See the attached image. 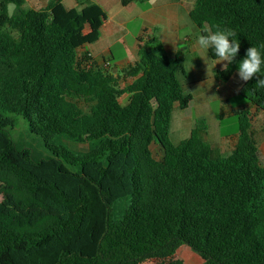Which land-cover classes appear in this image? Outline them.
Here are the masks:
<instances>
[{
  "label": "trees",
  "instance_id": "1",
  "mask_svg": "<svg viewBox=\"0 0 264 264\" xmlns=\"http://www.w3.org/2000/svg\"><path fill=\"white\" fill-rule=\"evenodd\" d=\"M76 1L82 9L64 0L40 9L0 0V264H183L165 263L182 246L202 264H264L255 116L235 113L239 137L228 156L205 140V120L174 144V109L187 110L193 100L178 78L180 70L185 75L179 58L146 33L138 39L139 61L124 75L80 55L99 41V31L84 30L103 9ZM190 18L199 30L219 25L237 33L240 51L226 71L215 72L217 80L229 82L246 50L264 44V0H195ZM255 83L245 82L239 94L264 111V88ZM16 117L40 142L15 136ZM66 142L87 148L74 151ZM104 242L126 246L132 256L106 257Z\"/></svg>",
  "mask_w": 264,
  "mask_h": 264
},
{
  "label": "rangeland",
  "instance_id": "2",
  "mask_svg": "<svg viewBox=\"0 0 264 264\" xmlns=\"http://www.w3.org/2000/svg\"><path fill=\"white\" fill-rule=\"evenodd\" d=\"M49 0H26V9H40L47 5ZM111 16L124 17L127 19V24L124 26L118 35L115 34V42L113 43L112 51L117 57L123 55L126 51V46L132 47L138 41L141 36H154L160 40V34L165 35L172 42V45L177 42V46H174L172 57H178L181 63L182 70L179 71L178 78L182 83L183 90L186 94H190L193 97V105H191L189 111L181 110L179 107H175L173 112V122L171 126V137L174 144H179L184 139L190 136L188 129L192 124L198 120H205L211 129H214V122H221V135L228 136L234 135L238 131V115L234 114L236 111L245 109L249 114L255 116L256 119V134H254L255 140L258 141L260 147V154L262 162L264 163V131L261 127H264V111H258L255 115L252 113V103L239 94V91L245 82L241 81L238 77V72L234 74L229 82L217 80L215 78V72L217 70H223V64H216L218 60H212L209 51L205 52L200 49L197 44V37L200 35L199 28L194 22L185 18L181 21L182 27L179 29L178 36L172 32L171 25L166 23L167 17L165 12L166 4L174 5L173 3H183L184 7H192L195 4V0H135L134 6L122 4V0H97ZM66 6L69 8L76 6L75 0H65ZM15 6L13 5L12 12ZM184 11V10H183ZM146 33V35H145ZM176 37L180 39L182 43L176 41ZM188 39V40H186ZM104 40V38H103ZM102 40V41H103ZM124 40L125 44L120 41ZM111 42V37H106L105 40L100 43L104 45ZM117 42V43H116ZM100 44H96L99 46ZM94 46V47H97ZM170 53V51L168 50ZM216 64V65H215ZM135 63H130L128 67L121 70L124 75L130 67ZM110 70L114 69L113 66H109L106 63L102 65ZM131 82V79H128ZM121 88L126 86L124 80H121ZM221 96H226L224 99ZM123 105L128 104L129 97L123 95L120 97ZM82 108L87 112V104H81ZM183 118L187 131L181 136L174 135V127L178 119ZM17 129L15 130V136L25 141L35 140L34 142H40V139L34 136H30L27 130V124L22 117H16ZM27 131V133H26ZM37 140V141H36ZM69 149L74 151L86 150V145H81L74 142H66ZM210 144V143H209ZM152 151L155 158H162V150L159 145L154 144ZM1 201V196H0ZM102 252L106 257L122 260L132 256L129 248L126 246L112 247L106 242L102 245ZM181 261L183 264H201V257L192 252L187 246L182 248L175 254V256L165 263L170 261ZM160 261L150 260L142 264H160ZM164 263V262H163Z\"/></svg>",
  "mask_w": 264,
  "mask_h": 264
},
{
  "label": "crops",
  "instance_id": "3",
  "mask_svg": "<svg viewBox=\"0 0 264 264\" xmlns=\"http://www.w3.org/2000/svg\"><path fill=\"white\" fill-rule=\"evenodd\" d=\"M90 1L92 3L100 5L103 9V14L96 17L95 19L91 20L86 25L85 30H84V35L90 34L94 31H99L100 32V39L98 42H96L94 44L85 45L82 49H80V55H83L85 53H90L99 65L102 66L104 63H107L109 66H113L114 71H119L120 73H122L121 70L128 67V65L130 63L133 62L136 64L139 61V56H138L139 41H137V43L135 45H133L132 47L126 46L124 48L126 50L124 52V54L116 57L112 51L113 43L115 42L114 38H112V37H115V34L118 35V33H120V30L124 26H126L127 19L124 17H121V16L120 17L111 16L110 14H108L106 12L104 7L97 0H90ZM64 3H65V0H64ZM169 4L170 3L168 2L165 6L166 8H168L167 11L165 12V16L167 17L166 23H169L171 25L172 32H174L175 35L178 36L177 34L179 32V29L182 27V25L180 24L181 21H183L185 18L191 19L190 18V11L193 9L195 4L192 7H186V8L184 7L183 3H181V4L180 3H173L174 5H169ZM129 5L134 6V2L130 3ZM76 6H79L78 9L83 8L78 4L77 1H76ZM66 7L69 8L68 6H66ZM71 8H76V7L71 6L69 9H71ZM106 37H111V42L106 43L104 45H101L100 43H102ZM103 38H104V40H103ZM169 40L170 39L167 38L165 35L160 34V40L159 41L163 44L168 55L170 57H172L171 53H173V51H174L173 47L177 46L178 43L175 42L172 45V42ZM175 40L179 42V45H180V43H182L180 41V39H178L177 37ZM186 40H188V39H186ZM120 42L122 44H125L124 40H121ZM96 44H100V45L97 46ZM94 46H97V47H94ZM168 50L170 51V53L168 52ZM125 83L127 85L129 83V80L125 81ZM120 85H121V81H120ZM127 96L130 99V96L129 95H127ZM219 96L223 99L226 97V96H221V95H219ZM120 102H121V100H120ZM193 103H194V101L192 100L189 108L185 111H189V109H190L191 105H193ZM251 110H252V113L254 115L256 113L258 114V111L254 106H252ZM236 112H238V111H236ZM256 119L257 118H255V117L253 118L252 129H251L252 135L256 134V131H255L257 128ZM172 122H173V116H172ZM175 122H176V124L174 127L173 134L177 135V136H181L182 134L185 133V131H187V127L189 128V125H185L186 123L183 121L182 117ZM195 125H196V122L194 125L192 124V127L190 126V129H188V131H189L188 133H190V135H191V132H192L193 128L195 127ZM214 125H215L214 129H211L209 127V125L207 124L208 130L204 134V138L208 143H210V146L213 148L214 152H216L218 155L228 156L234 150V148L238 142L239 132L237 131L236 134H234V135L222 136L221 135V122L216 121V122H214ZM171 126H172V123H171ZM261 129L264 131V127H261ZM254 139H256V138H254ZM171 140H172V137H171ZM255 141L258 144V141L257 140H255ZM258 147H259V144H258ZM259 150H260V147H259ZM202 262L203 261L201 259V264H202Z\"/></svg>",
  "mask_w": 264,
  "mask_h": 264
},
{
  "label": "clouds",
  "instance_id": "4",
  "mask_svg": "<svg viewBox=\"0 0 264 264\" xmlns=\"http://www.w3.org/2000/svg\"><path fill=\"white\" fill-rule=\"evenodd\" d=\"M9 15L12 13L13 5H9ZM237 33L234 29L228 27L216 26L213 30L205 25L200 29V35L197 37V44L200 49L207 52L213 50L218 62L223 64L226 71L228 66L235 60L240 51V42L236 39ZM264 44L251 46L246 50L244 58L238 64V77L241 81L247 82L256 79V87L264 88V76H261L262 66H264V54H262ZM215 64V65H216Z\"/></svg>",
  "mask_w": 264,
  "mask_h": 264
},
{
  "label": "built area",
  "instance_id": "5",
  "mask_svg": "<svg viewBox=\"0 0 264 264\" xmlns=\"http://www.w3.org/2000/svg\"><path fill=\"white\" fill-rule=\"evenodd\" d=\"M108 65V64H107Z\"/></svg>",
  "mask_w": 264,
  "mask_h": 264
}]
</instances>
